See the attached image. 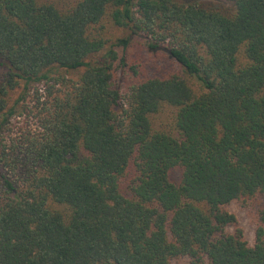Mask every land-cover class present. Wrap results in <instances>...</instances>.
<instances>
[{
  "label": "trees",
  "instance_id": "16d2710c",
  "mask_svg": "<svg viewBox=\"0 0 264 264\" xmlns=\"http://www.w3.org/2000/svg\"><path fill=\"white\" fill-rule=\"evenodd\" d=\"M223 1L0 0V264H264V0Z\"/></svg>",
  "mask_w": 264,
  "mask_h": 264
},
{
  "label": "rangeland",
  "instance_id": "374dc122",
  "mask_svg": "<svg viewBox=\"0 0 264 264\" xmlns=\"http://www.w3.org/2000/svg\"><path fill=\"white\" fill-rule=\"evenodd\" d=\"M196 1H202L216 8H231L230 4L223 0ZM137 50L140 51V48H137ZM161 53L162 55L154 54L151 56L149 52H141L143 63L146 66V72L151 75H161L162 73L172 70L176 67L175 62L171 58L167 57L165 53ZM5 75L6 70L0 67V78H3ZM68 77L75 78L76 76L70 75ZM46 88L47 87L45 85H36L33 88H30L31 91L27 93L22 86L11 94L9 111H13V115L11 116L10 123L8 125V133L6 134L7 136L15 138L19 137L23 133H31L38 129L40 108H38L37 98H41L40 102H46ZM262 206H264V199H259L252 203L250 202L247 207L242 206L238 202L232 203L228 207V211L235 214L238 218L239 226L243 228L246 240L250 245L255 243L256 227L252 223L248 213L252 208H259Z\"/></svg>",
  "mask_w": 264,
  "mask_h": 264
}]
</instances>
